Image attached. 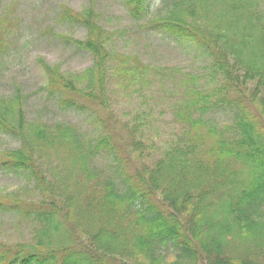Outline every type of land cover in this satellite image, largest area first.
I'll list each match as a JSON object with an SVG mask.
<instances>
[{
    "label": "trees",
    "instance_id": "1",
    "mask_svg": "<svg viewBox=\"0 0 264 264\" xmlns=\"http://www.w3.org/2000/svg\"><path fill=\"white\" fill-rule=\"evenodd\" d=\"M150 1L125 0L129 17L146 19ZM223 1L231 17L215 30L201 23L204 8L180 1L143 24L189 43L208 59L209 78L216 81L213 87L186 86L173 110L179 133L149 163L143 159L144 142L135 136L144 115L137 116L123 143L111 134L82 138L73 124L30 121L25 96L0 98V134L20 143L0 151V172L21 176L48 195L27 204L17 194L0 195V213L37 222L39 233L54 238V231L59 243L46 250H12L0 243V264H162L171 253L176 264H264V9L260 0ZM94 15L61 5L55 18L57 24L86 30L82 39L56 35L93 57L82 76L63 75L58 66L48 67L38 58L45 88L59 106L83 110V103H92L105 108L107 70L117 84H138V91L162 84L168 75L196 80L195 75L173 68L168 74L138 57L113 52L110 34ZM236 20L245 22L235 28ZM4 26L0 22V31ZM5 47L0 38V54ZM248 81L255 83L249 97L243 90ZM215 110H231L232 130L205 118ZM96 118L105 127L107 119ZM44 147H53L68 164L63 201L44 182L38 155ZM99 155L110 160L106 170L93 165ZM85 235L87 245L81 241Z\"/></svg>",
    "mask_w": 264,
    "mask_h": 264
},
{
    "label": "rangeland",
    "instance_id": "2",
    "mask_svg": "<svg viewBox=\"0 0 264 264\" xmlns=\"http://www.w3.org/2000/svg\"><path fill=\"white\" fill-rule=\"evenodd\" d=\"M124 1L0 0V22L5 25L3 32L0 31V38H3L6 46L5 51L0 54V98H9L17 93L25 96V113L30 121L73 124L82 138H91L99 133L111 134L123 143L126 142L129 127L137 122V116L144 115L145 121L141 125V131H137L135 136L144 142L143 159L149 163L171 147L179 133V124L173 116V110L176 102L186 95V86H192L194 83L213 87L216 81L209 78L208 59L189 43L149 31L143 24L147 18L165 14L179 1L195 4L199 10L204 8L205 14L201 23L209 30H215L216 25L222 24L230 15L223 0H151L147 18L136 21L129 17ZM61 5L79 13L92 10L95 14L94 21L111 36L109 48L113 52L132 58L138 57L141 62L152 68H173L181 71L184 76L195 75L196 80L184 77L183 82L179 80L180 76L176 75L173 81L168 75L163 77L165 81L162 84L138 91V84L135 88L129 84L126 88L117 84L118 81H115L107 70L106 80L109 81L106 84L105 108L92 103H83V110L59 106L45 88L46 73L38 58L48 67L58 66L63 75L76 73L82 76L94 62L88 52L64 44L56 36L63 33L82 39L86 35L82 26L56 23L55 18ZM260 8L264 9V0H260ZM244 22L236 20L235 28H239ZM166 73L169 74V71ZM79 81V84H85V80ZM247 83L246 89L243 90L249 97L255 83ZM251 111L254 114V109ZM96 117L107 119L105 127ZM205 118L221 128L228 127L229 130H232L230 127L235 124L231 110H215L205 115ZM261 122L264 123L263 118ZM18 147V141L0 134V151ZM52 148L44 147L39 151V163L45 176L44 182L50 185L54 195H60L63 201L61 195L64 198L68 196V164L66 165L58 152ZM109 162L105 156L99 155L93 165L106 170ZM12 194H17L20 202L24 204L48 198L47 193L42 188H36L35 183H29L18 175L0 172V195ZM64 202L67 204V201ZM52 233L55 237L48 238L39 233L37 222H30L20 215L0 213V243L12 250H46L56 247L59 244L56 241L57 234L54 231ZM81 241L87 245L89 237L85 235ZM175 258L171 253L165 256L162 264H176ZM181 263L177 261V264ZM202 263L204 264V261Z\"/></svg>",
    "mask_w": 264,
    "mask_h": 264
}]
</instances>
